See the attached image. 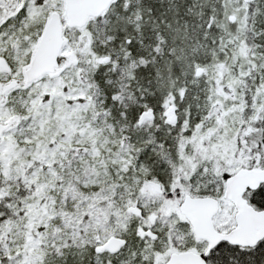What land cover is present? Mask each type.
I'll list each match as a JSON object with an SVG mask.
<instances>
[{"label":"snow or ice","instance_id":"1","mask_svg":"<svg viewBox=\"0 0 264 264\" xmlns=\"http://www.w3.org/2000/svg\"><path fill=\"white\" fill-rule=\"evenodd\" d=\"M0 264H264V0H0Z\"/></svg>","mask_w":264,"mask_h":264}]
</instances>
